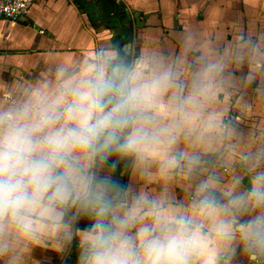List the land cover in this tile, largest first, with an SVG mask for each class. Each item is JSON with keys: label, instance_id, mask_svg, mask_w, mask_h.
Instances as JSON below:
<instances>
[{"label": "clouds", "instance_id": "obj_1", "mask_svg": "<svg viewBox=\"0 0 264 264\" xmlns=\"http://www.w3.org/2000/svg\"><path fill=\"white\" fill-rule=\"evenodd\" d=\"M243 3L0 79V264L74 241L78 264H264V3Z\"/></svg>", "mask_w": 264, "mask_h": 264}, {"label": "crops", "instance_id": "obj_2", "mask_svg": "<svg viewBox=\"0 0 264 264\" xmlns=\"http://www.w3.org/2000/svg\"><path fill=\"white\" fill-rule=\"evenodd\" d=\"M250 2L255 6L264 0ZM118 11L125 13L121 17ZM243 13V0H36L26 20L0 19V79L30 78L54 60L86 56L106 41L125 42L140 33L167 36L193 18L210 25L221 15L232 21ZM243 19L246 24L248 17ZM128 179L124 174L122 183ZM86 224L82 220L80 227ZM76 247L78 241L67 253L36 248L33 259L39 264H71L75 260L68 258Z\"/></svg>", "mask_w": 264, "mask_h": 264}, {"label": "built area", "instance_id": "obj_3", "mask_svg": "<svg viewBox=\"0 0 264 264\" xmlns=\"http://www.w3.org/2000/svg\"><path fill=\"white\" fill-rule=\"evenodd\" d=\"M36 0H0V19L13 23L26 20Z\"/></svg>", "mask_w": 264, "mask_h": 264}, {"label": "water", "instance_id": "obj_4", "mask_svg": "<svg viewBox=\"0 0 264 264\" xmlns=\"http://www.w3.org/2000/svg\"><path fill=\"white\" fill-rule=\"evenodd\" d=\"M124 13H125V11H118L117 12L118 16H121V17L123 16ZM135 18H136V22L139 23V21H138L139 15L138 14L135 15ZM130 20H131V18H128L127 22H129ZM118 38H121V35H118ZM125 42H127V41H125ZM124 172H125V166L123 164H121L120 167L117 169L116 173L114 174V178L116 180H118L120 183H122L124 180V174L122 175V173H124ZM86 226H87V224L84 225V227H86ZM69 256L70 257L68 258V261L75 260L71 264H78V247H76V249L71 251Z\"/></svg>", "mask_w": 264, "mask_h": 264}]
</instances>
